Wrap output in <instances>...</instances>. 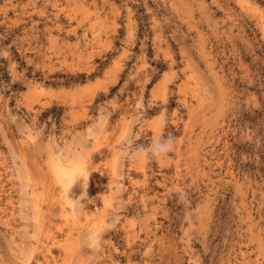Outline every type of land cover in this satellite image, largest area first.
I'll use <instances>...</instances> for the list:
<instances>
[{"label": "rangeland", "instance_id": "rangeland-1", "mask_svg": "<svg viewBox=\"0 0 264 264\" xmlns=\"http://www.w3.org/2000/svg\"><path fill=\"white\" fill-rule=\"evenodd\" d=\"M0 264H264V0H0Z\"/></svg>", "mask_w": 264, "mask_h": 264}, {"label": "clouds", "instance_id": "clouds-1", "mask_svg": "<svg viewBox=\"0 0 264 264\" xmlns=\"http://www.w3.org/2000/svg\"><path fill=\"white\" fill-rule=\"evenodd\" d=\"M173 150L174 138L171 135H168L167 137L161 135L152 141L151 146L148 148L147 152L145 151L143 146H140L135 149V154L137 155V157H143L150 154V156L153 158L161 159ZM78 167L79 171L76 172V174L72 177L69 191L77 183H79V185H82L83 190L78 198L83 201L90 199L87 193V186L89 185L91 174L88 170V165L86 162L80 163Z\"/></svg>", "mask_w": 264, "mask_h": 264}]
</instances>
